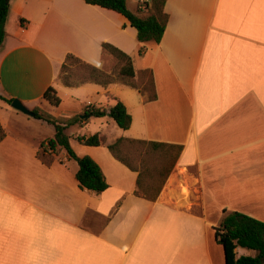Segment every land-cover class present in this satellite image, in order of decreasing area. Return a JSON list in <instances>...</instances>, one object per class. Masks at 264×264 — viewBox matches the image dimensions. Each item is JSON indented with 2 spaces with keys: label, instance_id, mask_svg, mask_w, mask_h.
<instances>
[{
  "label": "crops",
  "instance_id": "0c3cea01",
  "mask_svg": "<svg viewBox=\"0 0 264 264\" xmlns=\"http://www.w3.org/2000/svg\"><path fill=\"white\" fill-rule=\"evenodd\" d=\"M10 4L0 47V264H226L214 229L224 210L264 222V0H167L159 43L139 41L125 15L86 0ZM127 6L147 16L152 0ZM104 43L132 57L137 81L153 75L154 99L120 82L55 81L68 53L112 72ZM50 86L57 106L43 98ZM109 94L128 108V129L83 114L113 106ZM2 97L53 119L80 117L66 129L70 144L100 165L108 188H81L65 148L41 156L54 124ZM97 132L105 144L79 139ZM121 136L182 145L155 200L136 193L139 172L110 151Z\"/></svg>",
  "mask_w": 264,
  "mask_h": 264
},
{
  "label": "trees",
  "instance_id": "16d2710c",
  "mask_svg": "<svg viewBox=\"0 0 264 264\" xmlns=\"http://www.w3.org/2000/svg\"><path fill=\"white\" fill-rule=\"evenodd\" d=\"M128 0H86L87 3L97 4L104 8L111 9L125 15L131 24L138 30V39L141 42L154 41L159 43L165 32L168 14L165 12L167 0H152V8L147 16H141L131 11L127 6ZM11 0H0V47L6 36V23L10 12ZM147 4L143 3L141 8ZM103 49L116 59V66L112 72H106L95 65L88 63L73 53H68L62 64V69L71 63H76L84 69L82 82L93 81L104 86L112 82H120L134 87H139L142 91H149L150 98L156 97L153 75L150 73L149 79L137 81L135 79V69L133 59L126 52L118 47L104 43ZM148 74V70L143 71ZM67 85L71 83L66 82ZM110 98L116 100L111 107L89 106L84 109L83 114L90 116L112 117L122 129H128L132 123V116L125 103L112 94ZM3 98V97H2ZM43 98L50 104L57 106L61 99L57 91L50 86L44 93ZM5 99V98H3ZM11 103L13 99H5ZM34 116L39 119L53 123L55 126L54 137L41 141L39 154L43 156L46 152L55 153L60 148H65L70 157L75 159L79 168L76 178L83 189L94 190L97 193L105 191L109 184L100 165L90 156H79L70 144L69 135L66 133L67 127L77 122L80 117L69 120L53 119L48 117L35 107L32 109ZM6 131L0 122V142L5 138ZM87 145H102L106 143L105 135L97 132L88 137L79 138ZM113 155L126 164L132 170L138 171L136 193L148 199L155 200L168 175L173 170L175 163L182 151V145L158 142L140 138H130L121 136L117 140L108 144ZM152 153H158L160 158L159 166L153 170L148 163L147 157ZM159 178L156 179L155 176ZM217 241L223 245L226 257V264H264V222L247 214L238 211L224 210V216L220 223L214 227ZM253 249L257 252L255 256H237L235 249L238 247Z\"/></svg>",
  "mask_w": 264,
  "mask_h": 264
},
{
  "label": "rangeland",
  "instance_id": "374dc122",
  "mask_svg": "<svg viewBox=\"0 0 264 264\" xmlns=\"http://www.w3.org/2000/svg\"><path fill=\"white\" fill-rule=\"evenodd\" d=\"M83 71L84 69L80 67L78 64L71 63L63 69L60 68L55 78V81L62 84H66V82L71 84L82 82ZM45 113L48 114L47 112L44 111V114ZM147 159L150 167H152L153 170L159 166L160 158L158 156V153H152L147 157ZM155 178L158 179L159 176L156 175Z\"/></svg>",
  "mask_w": 264,
  "mask_h": 264
},
{
  "label": "water",
  "instance_id": "95a60500",
  "mask_svg": "<svg viewBox=\"0 0 264 264\" xmlns=\"http://www.w3.org/2000/svg\"><path fill=\"white\" fill-rule=\"evenodd\" d=\"M11 106L14 107L17 110H20L22 112H24L25 114H28L30 116H34V112L32 111V109L28 108L26 105H24L21 100H19L18 98L13 99V101L11 102Z\"/></svg>",
  "mask_w": 264,
  "mask_h": 264
}]
</instances>
